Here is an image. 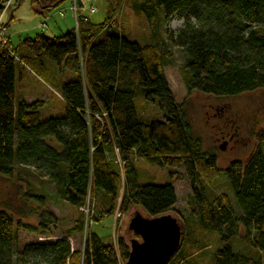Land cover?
Masks as SVG:
<instances>
[{
	"label": "trees",
	"instance_id": "16d2710c",
	"mask_svg": "<svg viewBox=\"0 0 264 264\" xmlns=\"http://www.w3.org/2000/svg\"><path fill=\"white\" fill-rule=\"evenodd\" d=\"M66 1L34 0V9L46 18ZM114 1L108 0L100 24L78 13V26L58 36L38 31L19 47L8 35L6 43L0 41V176H18L24 165L43 171L60 198L79 209L69 234L87 227L88 236L83 249L72 250L67 238L19 249L18 226L23 224L4 204L0 264L126 263L131 246L123 236L115 244L94 230L103 216L98 212L109 217L118 206L121 213L143 207L152 217L171 212L178 202L173 181L139 182L141 172L134 167L139 158L158 167H184L203 227L219 231L223 243L216 264H264V127L256 130L247 161L236 159L221 169L216 155L194 134L187 102L176 100L164 70L174 57L172 44L186 55L180 70L189 92L222 97L264 89V0H137L149 16L184 20L176 32L168 28L166 38L157 33L155 43L144 45L110 31L116 22ZM7 2L12 3L0 0V14ZM47 59L74 77L56 85L65 100L64 114L43 119L44 100L18 94L17 68L33 63L45 77ZM137 99L159 103L164 118L144 119ZM221 178L228 191L211 195L208 186ZM26 195L43 208L37 212L39 225L29 230L48 233L57 217L43 207L45 194ZM97 195L105 208L86 218L82 209ZM242 229L255 256L233 249L232 239Z\"/></svg>",
	"mask_w": 264,
	"mask_h": 264
},
{
	"label": "rangeland",
	"instance_id": "374dc122",
	"mask_svg": "<svg viewBox=\"0 0 264 264\" xmlns=\"http://www.w3.org/2000/svg\"><path fill=\"white\" fill-rule=\"evenodd\" d=\"M68 1L70 2V0ZM81 2L83 4L80 6L81 12H85L95 24H100L106 20L108 0H81ZM92 7H96L98 10L92 12ZM111 8H113L112 11L115 14L116 22L110 31L119 35H126L129 39L136 40L143 45L155 43L157 33L166 38V30L168 28L176 32L184 25V20L178 16L168 20L162 14L149 16L142 9L139 2L137 3V0H118L116 3L114 1ZM11 9L15 10L18 16L20 15L18 17L20 20L16 22L14 20L9 21V11ZM4 10L5 13L0 15H3L2 21L9 23L8 33L19 27L22 29L26 26H34L31 31L32 36H36L38 31L44 32L42 28L38 27V24L39 22L44 23L45 20L35 15L36 12L33 10L31 0H24V5L22 4L21 6H18L15 1L13 4L7 2ZM59 11V8L56 9V13L48 20L49 24L60 20L63 23L72 21L75 22L76 27L78 26V20L76 17L75 20L73 19L74 16L71 10L67 13V17L64 16V18L59 14ZM35 18H39V22ZM20 37L23 36L17 34L12 37L14 46L19 45L21 41L18 39H21ZM168 47L173 51L174 57L167 62L164 68L166 77L175 93L176 100L178 102L183 100L187 102L186 112L188 119L192 123L194 134L202 140L205 150L216 155L217 164L221 169H225L231 161L236 159L247 161L251 151L256 146L255 132L264 127V89L222 97L201 91L189 92L180 70L186 61V55L179 47L172 44H169ZM31 66L22 67L18 65V94L23 96L27 94L28 96L31 93L30 96L34 97H38L41 94L46 95L41 115L43 119L50 118V116L63 115L66 109L63 96L59 93L56 84L52 83V81L47 83L49 80L46 79V77L48 79L55 78L54 68L50 65L47 76L43 77L38 73V69L37 71L33 69H36V67ZM61 70L63 69L60 66L59 71L63 72ZM65 72L66 74H63L64 78H59V82L62 79L65 80L67 71ZM136 104L139 114L144 119L164 118V113L159 103L137 99ZM221 132H231L234 137L233 142H230V147L224 150L221 149V145L224 143L219 139L222 135ZM237 139L239 140L237 141ZM231 145H234V147H231ZM116 157L122 168L123 162L120 159L118 148H116ZM134 167L138 171L140 170L141 177L139 176V182L143 184L174 182L178 202L169 213L177 217L184 231L182 249L174 264H178V261L182 259L183 261L179 264H216L215 259L223 243L220 240L219 231L203 227L198 216L196 201L193 199V190L188 177L185 175L184 167L180 169H176L173 166L158 167L142 158L135 160ZM18 171V176H0V206L4 204L10 205L9 207L12 208L16 220L23 224L21 227L18 226L17 248L22 249L24 245L37 241H56L60 238H67L71 242L72 250L85 248L84 245L88 237L87 227L83 232L69 234L70 231H68L79 215V209L60 198L59 194H57L56 184L52 183L43 171L28 165L20 166ZM208 187L211 195L223 194L228 191L225 178L217 180L215 184ZM28 192L45 194L43 207L52 211L57 217V223L55 226L50 227L48 233L43 234L40 232L41 230L34 232L29 230L30 227L33 228V225H39L40 216L37 212L43 211V208L34 198L26 200ZM86 203L87 205L82 209L86 214V218L92 213L97 215L99 210L105 208L100 195H97L94 203L89 200ZM30 209H34L33 213L30 212ZM137 212L149 217L148 212L143 207H132L129 213H121L118 206L114 211V215L109 217L98 212V214L103 216L98 225L94 227V230L106 239L113 240L115 244L118 238L123 236L130 245L131 240L134 238L141 240L138 234L129 229L130 221ZM185 222H187V225ZM244 234L245 230L242 229L239 236L232 239L233 249L235 248L234 251L237 253L241 251V254H252V256H255L257 251L242 237Z\"/></svg>",
	"mask_w": 264,
	"mask_h": 264
},
{
	"label": "water",
	"instance_id": "95a60500",
	"mask_svg": "<svg viewBox=\"0 0 264 264\" xmlns=\"http://www.w3.org/2000/svg\"><path fill=\"white\" fill-rule=\"evenodd\" d=\"M226 148V143L221 149ZM129 229L141 240H131L129 259L125 264H168L182 246V224L170 213L147 217L137 212L130 221Z\"/></svg>",
	"mask_w": 264,
	"mask_h": 264
},
{
	"label": "crops",
	"instance_id": "0c3cea01",
	"mask_svg": "<svg viewBox=\"0 0 264 264\" xmlns=\"http://www.w3.org/2000/svg\"><path fill=\"white\" fill-rule=\"evenodd\" d=\"M11 1H12V4H13L14 1L17 2L18 6H21L22 4L24 5V0H11ZM31 2H32L33 10L35 11V9H34V0H31ZM73 2H74V0H70V2L67 0L61 6L58 7L60 9L59 14L63 18H64V16L67 17V13L69 12V10H71V12L73 13V16H74L73 19L75 20V13H74V10L72 9V6L74 4ZM78 4H79V7H78L79 12H81L82 9H80V6L83 5L81 0H78ZM58 8H56V9H58ZM62 8H64V9H62ZM9 12H10L9 13V21L14 20L16 22V21L20 20L18 18L20 15L18 16L17 13L15 12V10L11 9ZM35 12H36L35 15H38L39 18H42L43 20H45L44 23H41V22L38 21L39 18H35V20L37 22H39L38 27L42 28V30H44V32L46 34L50 35V36H58L59 34L68 32L69 29H72L73 27H76V25L74 24L75 22H72V21H68V23H63L62 21L58 20L59 22L55 21V22L49 24L48 20H50L53 17V14L56 13V10L53 11L52 13H50L48 16H46V18L41 17L37 13V11H35ZM62 12H64V14ZM81 14L87 16L90 19V17L85 12L84 13L81 12ZM3 19H4V17H3ZM31 20H33V19H31ZM4 23H6V25H7L6 34H8V36L10 37L11 43H12V37H14V35L18 34L19 36H23V37H20L22 40L25 39L26 36H32L31 31L33 30L34 26H29V27L26 26L25 28H22V29H21V27H19L17 29H14L13 32L8 33L9 23L8 22H4ZM21 39H18V40L22 41ZM20 45H21V42L19 43V45H16V46L19 47ZM47 63L50 64L54 68V75H55V78H50L49 79L50 82L46 81L47 83H51V81H52V83H55L56 85H58L59 83L68 81V80H70L71 78L74 77V74H72L71 72H67V76H66L65 80L62 79L59 82V78H64L63 74H66V72L64 70H61L63 72H60L59 71L60 65L58 66L57 64H55L53 61H51L49 59H47ZM30 65H33L34 67H36V69L33 68L35 71H37V69L39 70V66L38 65H35L33 63L30 64ZM33 66H31V67H33ZM44 75H45V72H44ZM45 77H46V75H45ZM54 79H55V81H54ZM41 92H45V91H41ZM19 95L24 97V98H26L29 101L39 100V99L44 100V102L46 101L45 100L46 95L44 96L42 94L39 95L38 97L30 96L31 93H29L28 96H27V94H25V96H23L22 94H19ZM63 99H64V97H63Z\"/></svg>",
	"mask_w": 264,
	"mask_h": 264
},
{
	"label": "built area",
	"instance_id": "2783aa9c",
	"mask_svg": "<svg viewBox=\"0 0 264 264\" xmlns=\"http://www.w3.org/2000/svg\"><path fill=\"white\" fill-rule=\"evenodd\" d=\"M11 3V2H10ZM78 3L77 0H75L72 9L74 10L75 13V17L77 18L78 13H79V9H78ZM93 12H96L98 9L96 7H92L91 8ZM64 14V12H62ZM2 16L0 15V41L4 44L7 42V34H6V26L5 23H3L2 21Z\"/></svg>",
	"mask_w": 264,
	"mask_h": 264
},
{
	"label": "flooded vegetation",
	"instance_id": "af4514ba",
	"mask_svg": "<svg viewBox=\"0 0 264 264\" xmlns=\"http://www.w3.org/2000/svg\"><path fill=\"white\" fill-rule=\"evenodd\" d=\"M222 135L219 137L220 141L223 143H226V148L230 147V142L234 140L233 134L231 132H221ZM239 139H237L238 141ZM236 141V140H235ZM231 147H234V145H231Z\"/></svg>",
	"mask_w": 264,
	"mask_h": 264
}]
</instances>
